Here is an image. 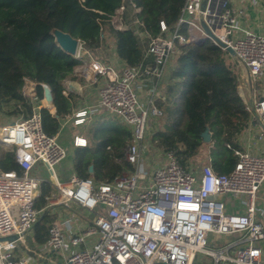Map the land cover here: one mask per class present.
Segmentation results:
<instances>
[{
    "label": "built area",
    "instance_id": "obj_1",
    "mask_svg": "<svg viewBox=\"0 0 264 264\" xmlns=\"http://www.w3.org/2000/svg\"><path fill=\"white\" fill-rule=\"evenodd\" d=\"M124 9L122 4L112 16L117 29L125 27ZM244 15L245 10L229 0H186L175 30L169 33L161 22V32L166 34L150 38L145 57L151 56L153 64L123 69L93 57L78 39L73 56L83 64L81 75L90 83L105 78L98 104L89 113L102 108L131 127L125 159L135 169L108 182L78 175L66 182L56 181L57 194L48 197V203L72 201L90 211L101 207L102 212L96 213L91 226L69 235L53 223L48 241L40 248L42 254L57 253L64 257V264H193L199 253L211 256L214 264H264L258 244L264 238V225L256 219V198L264 184V155L236 150L234 169L218 174L208 163L199 172L193 167L187 170L173 153L152 149L151 158L158 160L151 169L145 157L150 150L148 128L164 113L154 100L144 105L139 95V89L145 87L144 81L139 83L143 78H163L177 44L194 41L209 40L225 51L232 48L235 59L248 70V79L256 82L264 75V34L242 28ZM185 25L187 35L178 33ZM35 85L26 79L22 93L37 101ZM41 108L42 99L29 118L0 125V144L14 151L22 169L20 175L0 171V264H31L32 257L20 250L42 213L35 206L41 180L33 171L41 163L55 176V166L67 155L58 134L44 131ZM246 109L251 118L260 121L259 138L263 139L264 98L246 102ZM87 115V110L79 111L75 123H83ZM74 144L83 146L86 140L76 137ZM158 155L162 158L155 157ZM219 196L246 197V213L228 214ZM210 233L236 238L215 250L208 246ZM95 235L92 244L82 247Z\"/></svg>",
    "mask_w": 264,
    "mask_h": 264
},
{
    "label": "trees",
    "instance_id": "obj_2",
    "mask_svg": "<svg viewBox=\"0 0 264 264\" xmlns=\"http://www.w3.org/2000/svg\"><path fill=\"white\" fill-rule=\"evenodd\" d=\"M185 2L0 0V113L29 118L33 106L43 98L41 84L47 83L53 93L55 111L40 109L42 125L47 134H57L61 120L73 110L72 97L64 93L63 82L81 61L58 46L52 30L80 39L95 58L107 61L104 55L108 40L112 39L115 53L125 66L153 64L151 56L145 57L150 38L162 34L161 22L169 33L175 30ZM122 4L125 27L117 29L112 16ZM178 33L187 35V26H182ZM172 58L167 97L156 102L164 115L159 120L160 127L147 137L149 147L173 153L188 170L207 146L208 163L213 170L228 174L238 161L235 151L241 149L239 136L251 120L237 89L238 62L209 40L177 44V53ZM26 79L36 83L37 101L22 93ZM206 130L211 134L209 142L202 136ZM90 134L91 145L76 153L75 172L80 178L108 182L123 171H134V165L125 159L132 138V130L126 124L114 119L97 120ZM0 171L22 174L12 149L1 148ZM51 194L50 185L41 183L35 206L42 213L29 235L31 245H43L49 239V228L55 218L45 211V206Z\"/></svg>",
    "mask_w": 264,
    "mask_h": 264
},
{
    "label": "crops",
    "instance_id": "obj_3",
    "mask_svg": "<svg viewBox=\"0 0 264 264\" xmlns=\"http://www.w3.org/2000/svg\"><path fill=\"white\" fill-rule=\"evenodd\" d=\"M230 3L239 8H243L245 10V15L241 18V26L245 30H251L255 33L264 34V0H229ZM234 57V56H233ZM89 58H85V62H87ZM113 60V65L119 69H123L125 66L124 62L116 55L114 47L113 53L111 56ZM235 59V57H234ZM103 60V59H102ZM107 64L108 61L103 60ZM237 61V60H236ZM238 62V61H237ZM81 63L78 65L72 76L64 80L65 91L66 95L70 94L73 101V110L70 116L61 120L60 128L58 131V138L60 142V134L61 131L68 129L67 136L69 139V146L67 147L63 142H60L66 149L67 153L71 155L70 163H63L62 161L55 166V176H51L47 172V168L39 163L35 167L33 171V175L37 176L41 183L46 182L51 187V196H55L57 194V189L55 187L56 181L66 182L68 181L73 175H77L75 172V163H76V153L81 148L85 147L86 145H91V126L92 124L99 120V121H109L110 119L118 120L123 124H126L121 118L107 115V111L105 109H98L93 113H89L90 110L94 109L98 104L99 100V89L104 84L105 78L99 77L98 82L90 83L87 82L84 78H81ZM173 66V58L169 60L167 65L166 73L164 74L163 78L157 80L155 78H143L139 83L144 81L145 87L139 89V95L141 98V102L146 105L149 103L150 100H154L155 103L159 100L165 101L167 95V87L169 85V78H168V71ZM239 68V76L237 80V89L239 93L244 98L245 103L252 101L253 98H264V75L259 78L256 82L252 83L248 79V70L244 65L238 62ZM87 110V123L86 129L82 130L80 127L82 124H76V115L79 111ZM51 112L55 111L50 110ZM91 123V124H90ZM154 123L158 124L160 121H155ZM90 124V125H89ZM127 125V124H126ZM130 129L131 127L127 125ZM262 125L258 119L251 118L248 127L243 131V133L239 136V144L240 150L242 151H249L254 154L264 155V138H259L260 133L262 132ZM71 136V138H70ZM76 137L80 139L86 140V145L77 146L74 144ZM110 148V147H109ZM156 149V148H155ZM163 152V151H162ZM126 154V152H125ZM154 154V153H153ZM152 154V155H153ZM148 153H146V156ZM145 156V157H146ZM159 158V155L157 156ZM148 163L150 164L151 169L157 167V160H153L151 157H146ZM197 161H204L206 164L209 162L208 156V148L204 146L199 154L194 158ZM194 162V161H193ZM204 163V164H205ZM209 164V163H208ZM67 165V166H66ZM201 168V167H200ZM199 168V170H200ZM198 170V172H199ZM90 172H92V168H90ZM50 173V172H49ZM91 179V178H90ZM40 191V189H39ZM220 200L225 202L226 211L228 214L236 215L240 214L243 215L246 213V206L244 204V197H240L237 199H232L229 196H219ZM241 200L242 202V209L234 211L235 207L232 206L231 201ZM256 206L259 209L256 215L257 221H260L264 225V184L259 189L257 198H256ZM49 211L50 214L55 218L53 223H56L60 226L63 233L65 235H69L72 231L84 230L91 226L96 218L97 212H102L101 207H98L94 211H90L87 208L75 203V202H63L57 204H50L47 202L45 206V211ZM32 233V231H31ZM29 233V235H31ZM98 235L90 238L84 246H88L92 244ZM236 237L233 235H220L215 233H210L208 238V246L209 248L218 250L224 247L225 245L232 242ZM259 246L262 249V261L264 263V238L259 241ZM37 250L39 251L35 253V255L30 254L29 252L26 253L30 257H32L31 264H45V258L51 253L42 254L41 253V246L34 243ZM61 256V255H60ZM62 257V264H64V257ZM193 264H214V259L204 253H199L194 260Z\"/></svg>",
    "mask_w": 264,
    "mask_h": 264
},
{
    "label": "rangeland",
    "instance_id": "obj_4",
    "mask_svg": "<svg viewBox=\"0 0 264 264\" xmlns=\"http://www.w3.org/2000/svg\"><path fill=\"white\" fill-rule=\"evenodd\" d=\"M113 41H112V39H109L108 40V47H107V50H106V55H104V57H108V59H107V61L108 60H110V61H108V63L109 64H113L112 62H113V60L111 59V56H112V53H113ZM81 78H84L82 75H81ZM107 115H110L109 113H107ZM21 118H23L21 115H15V114H3V113H0V125H3V124H7V123H11V122H13V121H16V120H20ZM87 118H86V120L83 122V123H81L82 124V126L80 127V129H86V126L88 125V123H87ZM157 121V120H156ZM91 124V123H90ZM89 124V125H90ZM158 127H160V125H158V124H156V123H152L151 125H150V127L148 128V135L150 134V133H152L153 132V130H155V129H157ZM69 130L68 129H66V130H64V131H61V134H60V142H63V144H65L67 147L69 146V138L67 137L66 138V136H67V132H68ZM148 135H147V137H148ZM70 138H71V136H70ZM147 141H148V138H147ZM2 147H4L3 145H1L0 144V151H1V148ZM5 148V147H4ZM68 152V151H67ZM152 154H153V151H152V148H150V150L148 151V155L146 156V157H152ZM70 157H71V155L69 154V153H67V155H66V157L63 159V163H70ZM154 157V156H153ZM156 158H158L157 156H155ZM204 161H202V160H200V161H197V160H194V162H193V169L194 170H196V171H198L199 170V168L200 167H202L203 165H204ZM148 164V166H150V164L149 163H147ZM206 164V163H205ZM67 166V165H66ZM48 174H50L49 172H47ZM244 200H247V198L246 197H244ZM242 201L241 200H235V201H231V204H232V206H234L235 207V209H234V211L236 210H238L239 209V211H241V209H242V203H241ZM30 242H31V240H30V236L28 235L27 237H26V241H25V243H24V245H23V247L21 248V250H20V252H22V253H24V254H26V253H30V254H32V255H35V253L36 252H38L39 253V251L37 250V248H36V246H34V245H31L30 244ZM46 260L44 261L45 262V264H62L61 262H62V257L59 255V254H57V253H51V254H49L48 256H46V258H45Z\"/></svg>",
    "mask_w": 264,
    "mask_h": 264
},
{
    "label": "water",
    "instance_id": "obj_5",
    "mask_svg": "<svg viewBox=\"0 0 264 264\" xmlns=\"http://www.w3.org/2000/svg\"><path fill=\"white\" fill-rule=\"evenodd\" d=\"M204 28L210 35H212L211 31L206 25H204ZM52 34L55 38L56 43L63 51H65L66 53L72 56L76 53V49L78 45L77 38L71 36L69 33L63 32L58 29H53ZM221 44L224 45L223 43ZM226 51L230 53L232 56H234V51L232 48L227 47ZM41 87L43 90L42 108L53 110L55 106H54V97H53L51 87L47 83H42ZM202 136L205 142H209L211 139V134L208 130H206L202 134ZM14 238L15 237H7V239L9 240H12Z\"/></svg>",
    "mask_w": 264,
    "mask_h": 264
}]
</instances>
